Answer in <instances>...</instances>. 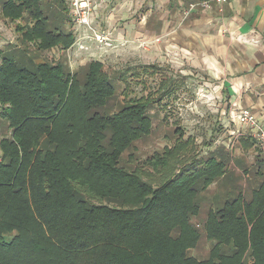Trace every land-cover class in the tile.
Here are the masks:
<instances>
[{
	"label": "trees",
	"instance_id": "1",
	"mask_svg": "<svg viewBox=\"0 0 264 264\" xmlns=\"http://www.w3.org/2000/svg\"><path fill=\"white\" fill-rule=\"evenodd\" d=\"M0 8L21 40L0 63V264H264L262 172L249 196L225 191L204 214L202 193L244 180L239 161L224 149L199 159L179 127L172 148L138 161L174 78L147 66L131 77L148 95L133 98L128 72L110 77L96 61L73 73L44 60L76 42L65 0ZM144 76L162 77L155 91Z\"/></svg>",
	"mask_w": 264,
	"mask_h": 264
},
{
	"label": "rangeland",
	"instance_id": "2",
	"mask_svg": "<svg viewBox=\"0 0 264 264\" xmlns=\"http://www.w3.org/2000/svg\"><path fill=\"white\" fill-rule=\"evenodd\" d=\"M178 1L183 3V0ZM168 2L169 0H90L87 24H83L78 22L80 16L78 8L75 9L73 5L74 0H65L72 24L68 25V30L73 33L76 42L67 51L52 49L41 53L42 57L49 62L52 59L55 62L63 60L73 73L96 61L103 64L104 71L110 77L115 72H128L133 98L147 96L148 91L137 86L131 75L147 66H160L162 77L174 78L175 94L164 102V109L151 112L152 133L136 144L139 163L149 156L164 152L165 147L172 148L177 139L174 131L179 127L184 131L185 140L195 138L199 159L209 156L216 149H224V153L230 155L233 166L240 159L245 164L243 166L240 163L241 167H248L250 171L249 178L246 181L240 179L235 170L233 176L238 183H226L225 189L228 192L238 190V195L243 187V191L249 196L248 184L255 172L251 161L256 153H247L240 148L238 142L245 133L231 124L226 115L229 109L234 108L231 105L233 95L229 88L226 92L223 90L225 79L215 68L212 49H209V53L208 50L203 52L205 48H202L212 35L202 32V23L208 22H188L193 12L198 14L201 4H192L189 9L183 8L181 13L178 11L171 14ZM204 9L207 10L205 12H211V8ZM148 21L151 25H146ZM17 23L26 24L23 20ZM20 41L17 25L5 20L0 8V63L4 54L21 46ZM207 52L208 56L205 55ZM220 59L221 57L218 61L224 64ZM162 77L143 78L148 81L150 90H156ZM237 170L240 172L238 165ZM222 182L218 181L202 193L204 214L215 200H225ZM253 185L252 181L250 189ZM208 250L209 243L205 242L203 250L201 246L194 251V256L204 258Z\"/></svg>",
	"mask_w": 264,
	"mask_h": 264
},
{
	"label": "crops",
	"instance_id": "3",
	"mask_svg": "<svg viewBox=\"0 0 264 264\" xmlns=\"http://www.w3.org/2000/svg\"><path fill=\"white\" fill-rule=\"evenodd\" d=\"M207 2L210 4L211 12H205L207 11L205 7L199 5L198 14L193 12L188 22L197 23L201 20L208 22L202 23L204 28L202 32H209L212 35L207 45L202 46L205 48L203 52L208 50L210 53L209 49H212L215 68L225 79L223 90L226 92L225 90L229 88L233 95L232 110H250L257 120V125L264 128V0H234L225 5L222 11L211 0ZM192 4L201 3L200 0H183V3L178 0L168 2L171 14H176L178 11L181 13L183 8L189 9ZM149 24L148 21L146 25ZM208 52L205 53L206 56L209 55ZM219 57L224 64L218 61ZM232 110L229 109L226 113L229 122L245 133L238 142L240 148L247 153H256V157L251 161L255 170L253 182L256 185L251 189H258L262 177L257 176L256 173L262 172L264 175V151L257 140L259 133L255 128L241 126L230 120ZM238 161L239 165L241 163L245 166L240 159L236 163ZM240 168V173L246 181L249 177L244 171L248 167L243 169L244 167L240 165ZM223 182L222 188L227 192L224 189L226 183L223 186ZM251 189L249 187V190Z\"/></svg>",
	"mask_w": 264,
	"mask_h": 264
},
{
	"label": "built area",
	"instance_id": "4",
	"mask_svg": "<svg viewBox=\"0 0 264 264\" xmlns=\"http://www.w3.org/2000/svg\"><path fill=\"white\" fill-rule=\"evenodd\" d=\"M213 3L217 4L218 7L222 9L225 7V5L230 4L231 2H233L234 0H211ZM75 9H77L79 11V18H78V22L79 23H83V24H87L86 22V17H87V13L90 11V0H74L73 3ZM201 5L205 8H209V2H203L201 3ZM230 119L235 121L238 125L241 126H249L252 128H255L258 130V143L260 148H262V150L264 151V128L259 127L257 125V120L255 119V117L253 116L252 112L250 110H232L230 112Z\"/></svg>",
	"mask_w": 264,
	"mask_h": 264
}]
</instances>
